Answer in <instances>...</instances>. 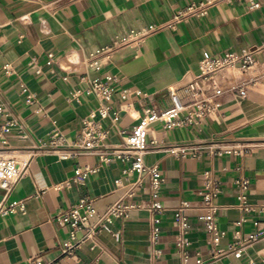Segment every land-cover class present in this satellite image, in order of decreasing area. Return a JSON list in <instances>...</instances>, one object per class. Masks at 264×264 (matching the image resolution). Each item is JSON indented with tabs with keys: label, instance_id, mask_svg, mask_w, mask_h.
<instances>
[{
	"label": "crops",
	"instance_id": "obj_1",
	"mask_svg": "<svg viewBox=\"0 0 264 264\" xmlns=\"http://www.w3.org/2000/svg\"><path fill=\"white\" fill-rule=\"evenodd\" d=\"M199 1L0 0V104L6 108L0 114V126H5L0 155L14 157L26 168L5 202L23 201L24 209L0 215V264H29L32 259L43 264H184L175 251L177 227L170 209L183 200L198 205L205 172L221 187L216 220L225 235L219 248L233 244L235 231L243 237L264 234V0H257L260 7L254 10L244 0L220 2L205 16L171 25L181 9ZM241 50L253 51L256 63L244 74L235 69L214 74L213 81L225 92L217 118L173 128L156 123L147 134L144 163L161 171L160 198L168 209L160 216L158 243H151L147 212L133 211L99 232L97 246L84 241L62 253L67 227L55 217L84 197L92 198L102 214L136 177H125L128 164L110 153L124 145L120 131L129 132L144 110L170 105V88L186 100V86L198 76L204 55ZM240 80H250L243 97L230 90ZM94 82L112 89L110 113L119 116L116 122L104 121L109 160L101 162L96 153L61 159V148L49 145L51 136L74 140L82 119L100 104L90 90ZM237 145L246 148L242 155L223 151ZM173 146L186 147L188 153L175 156L169 151ZM85 166L98 169L82 184L68 186L75 169ZM241 177L249 182V211L237 207L235 181ZM2 195L0 190V200ZM149 199L145 181L134 200ZM200 214L189 212L187 264L197 258L204 264H249L264 258V239L249 244L238 258H212ZM155 249L160 256H154Z\"/></svg>",
	"mask_w": 264,
	"mask_h": 264
},
{
	"label": "built area",
	"instance_id": "obj_2",
	"mask_svg": "<svg viewBox=\"0 0 264 264\" xmlns=\"http://www.w3.org/2000/svg\"><path fill=\"white\" fill-rule=\"evenodd\" d=\"M232 0H201L195 4H190L181 9L174 16L171 25L176 27L180 22L190 17H201L207 14L208 8L220 2H230ZM249 10L260 7L257 0H244ZM149 26L148 30H154ZM47 64L52 62V54L47 55ZM256 63L254 52L241 50L240 52L223 51L218 54H206L199 62V74L190 83L187 84L188 98L183 100L177 91L173 88L168 90L170 105L163 108H150L144 110L138 118L136 125L129 132L124 130L120 134L124 138V145L113 149L110 153L113 157L121 159L128 165L123 170V175L127 177L135 174V179L125 186L124 195L113 205H111L102 214H97L92 198H81L78 203L60 212L55 221L63 227H67V238L63 242L62 253H70L74 248L83 244L84 241L92 242V246H97L95 236L103 231H108V225L116 218H125L133 211H145L149 215L151 228L150 239L152 244H157L159 240L160 216L168 209L163 205L160 198V189L163 182L162 173L155 165L147 166L144 163V155L148 150L147 134L156 123L164 128H173L175 126L194 125L205 119L217 118L222 109V97L225 92L219 84L213 81V76L217 72L226 69L238 70L241 74L248 72ZM8 65L4 68L8 69ZM250 80H240L232 85L230 90L239 97L244 96V87ZM91 92L99 99V106L86 115L81 121V127L74 140L68 142L64 136L54 133L51 136L49 145L51 147L61 148L60 158H73L83 153L98 154L101 162L109 160L107 157L108 149L105 141L108 137V129L104 126V121L111 118L116 122L119 118L118 113H110V101L112 89L98 82L91 85ZM30 96H26V103H30ZM6 108L0 104V114L5 112ZM13 121L7 124H12ZM14 123V122H13ZM0 130H5V126ZM171 154L175 156L186 155L187 148L183 146H173L169 148ZM211 152L214 150L210 149ZM225 153L242 155L246 148L242 145L233 146L223 150ZM214 153L220 155L221 151ZM195 155V152L192 153ZM97 167L85 166L76 168L73 177L67 182L68 186L82 184L89 174L95 173ZM25 165L21 166L14 157H4L0 155V190L3 195L0 200V215L7 216L16 214L24 209L23 201L12 202L5 205V202L25 173ZM148 182L150 199L143 203L134 200L138 190L144 182ZM204 190L199 193L200 199L198 205H192L189 201H181L175 208L170 209L174 222L177 227L175 235V251L182 258L184 264L188 263L190 258L186 234L189 229V212L199 210L201 214L199 219L209 235L212 258L220 257L225 254H233L240 257L242 252L258 239H264L262 232L241 236L239 231H235L233 244L226 250L219 248L220 241L225 232L219 229L217 225V214L220 209L216 199L221 193V187L218 180L213 178L209 172L203 176ZM239 188L237 195V207L243 211L251 210V205L247 201L246 190L249 182L241 177L235 181ZM116 188L122 186L121 181H115ZM83 232V237L78 238L77 234ZM161 255V251L155 249L154 256ZM29 264H43L39 259L30 260ZM195 264H204L199 258ZM249 264H264V258L259 261H251Z\"/></svg>",
	"mask_w": 264,
	"mask_h": 264
}]
</instances>
